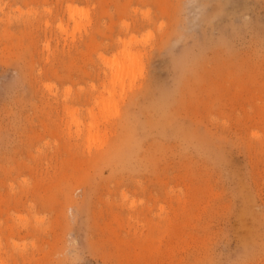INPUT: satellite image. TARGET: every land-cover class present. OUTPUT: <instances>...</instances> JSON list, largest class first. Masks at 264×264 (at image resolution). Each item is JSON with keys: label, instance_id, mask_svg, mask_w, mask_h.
Masks as SVG:
<instances>
[{"label": "rangeland", "instance_id": "374dc122", "mask_svg": "<svg viewBox=\"0 0 264 264\" xmlns=\"http://www.w3.org/2000/svg\"><path fill=\"white\" fill-rule=\"evenodd\" d=\"M0 264H264V0H0Z\"/></svg>", "mask_w": 264, "mask_h": 264}, {"label": "bare ground", "instance_id": "6f19581e", "mask_svg": "<svg viewBox=\"0 0 264 264\" xmlns=\"http://www.w3.org/2000/svg\"><path fill=\"white\" fill-rule=\"evenodd\" d=\"M128 53H131V52H129L128 51ZM127 56V55H126ZM129 56V58L128 57H126V58H128V59H130V62H124L125 63V65H124V63H123V60H122V65H121V67L119 68V69H117L116 71H117V73H116V80H120L121 78H123V76L125 77L126 76V74H128V73H130L129 72V70H131L132 68H131V65H132V63L134 64L135 62H133L134 61V58H135V56L133 55V54H130V55H128ZM125 58V59H126ZM128 59H126V60H128ZM137 60V59H136ZM115 61L116 62H119V61H117V59H115ZM127 63V64H126ZM129 63V64H128ZM137 63V62H136ZM119 64H121V62H119ZM124 65V66H123ZM135 65V64H134ZM119 67V66H118ZM133 67V66H132ZM131 68V69H130ZM116 69V68H115ZM132 71V70H131ZM115 72V71H114ZM115 75V74H114ZM115 80V81H116ZM124 80V79H123ZM114 81V82H115ZM122 83H123V81L122 80H120ZM125 81V80H124ZM124 84V83H123ZM106 105H108V102H107V104ZM108 107V106H107Z\"/></svg>", "mask_w": 264, "mask_h": 264}]
</instances>
